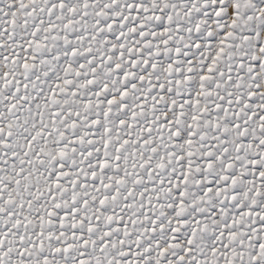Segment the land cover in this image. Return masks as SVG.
<instances>
[{
	"label": "snow or ice",
	"instance_id": "obj_1",
	"mask_svg": "<svg viewBox=\"0 0 264 264\" xmlns=\"http://www.w3.org/2000/svg\"><path fill=\"white\" fill-rule=\"evenodd\" d=\"M0 264H264V0H0Z\"/></svg>",
	"mask_w": 264,
	"mask_h": 264
}]
</instances>
